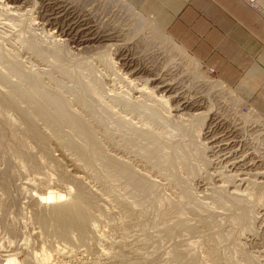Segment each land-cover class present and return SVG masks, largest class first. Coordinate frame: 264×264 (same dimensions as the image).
Wrapping results in <instances>:
<instances>
[{
  "label": "rangeland",
  "instance_id": "obj_1",
  "mask_svg": "<svg viewBox=\"0 0 264 264\" xmlns=\"http://www.w3.org/2000/svg\"><path fill=\"white\" fill-rule=\"evenodd\" d=\"M17 2L18 3H16V5L21 7L17 10H9V8H7L6 6H0V49L2 51H5L6 53L12 54L24 66L27 65V68L25 66L26 70L31 72L34 71L35 73L41 75L43 77V82L51 90L57 91V89H61L62 94L67 99H71V94L74 90V87L72 86L71 82L67 81L64 78L62 73L54 69L53 65H55V61L52 59V57H48L45 60H40L35 55L31 54L30 51L26 50L27 48L25 47L24 39L26 37H32L33 39L35 38V40L43 46L53 47V41L59 38L58 35L64 38L63 36H61V34L68 27L72 29V35L75 33V31L77 33V37L82 35L81 39L91 37L88 35L90 34L89 32H94L97 33V36H92L94 38L92 40V43L94 42V48H92L93 51L92 49H87L86 51L84 50L83 53V50H76L75 44L73 45L70 40L67 41L64 45L66 52H68L66 53L67 58L65 59L64 63H68L67 65L70 67V70L72 72L74 71L73 73H78L80 78H82V81H98L99 85L102 87L103 92L105 93L104 95L119 93L120 89L122 93L124 89L126 91H129L132 88H140L144 86V80H147V85L145 84V86H148L147 91H149V88L151 89L158 82V80L155 81V83H153V81H150L151 79H155L153 76L141 77L138 78V80L130 83V78L135 77H126L123 75V73L127 70V66L124 67L126 60H123L124 57L122 55H124V52H126V50L128 49L130 53L140 58V61L143 60V64L145 66L154 70L159 69V71L167 74L166 77L168 78L166 82H170V80L172 82L174 79V81L172 82V86H177L178 88L175 87L176 90H182H178L177 93H179L181 96L185 95V100L188 99L189 101V99H193L195 101L197 99H201L204 100L203 103L206 101L205 103L212 107L211 110L213 111H210L212 113L215 112V122H212L211 126H213H210V128L208 129L209 132L206 133V136L204 135L206 126L202 130V134H199L197 137L194 136V141L198 145L202 146L201 144L204 142V144H209L211 146L210 142H212L214 138H221V136V139L223 141L225 140V142L228 143L226 144L222 141L223 143L220 142L218 145L212 142V145L214 146L213 150H206V152H204L205 155L209 157V164L206 165L207 167L204 164L199 163L197 161V158L195 157L194 150H190V162L196 167L197 171L194 177L193 175L186 176V173H184L185 171H182L184 170L183 168H181L182 166L177 165L176 171L181 177L186 179V186L189 188L193 196V202L186 203L180 198L179 190L172 183L171 179L168 176L156 173L148 168L147 170H145L146 166L142 162L139 152L135 149L131 151L127 150V152L123 150V142L121 141L123 139L120 135V129L116 127L112 120H107V122L105 123L107 128L109 129L108 135H105L102 127H96V136L98 140L103 144L108 155L114 156V153L116 152L115 157L123 161H125L126 159V161H128V163H130L137 171L142 168L140 170L142 174L145 173L150 180L155 182L160 196L158 198V201L156 200L155 202L150 203L142 202L141 197L134 196L127 188L123 187L119 183V181L111 178L110 176H107L108 171L101 166H97L95 169L90 167L87 168V166H84L77 159L78 156L72 150H69L65 148V146L61 145L60 139L52 133V130L50 128H47L45 126L42 120H38L37 123L39 128L45 133L46 141L40 148L35 144L34 141L23 134V132L20 130L22 128L21 124H19L16 120H13V118L9 119L4 124H0V185L3 186V179L1 178H3L4 174L2 173H5L4 171L8 168V176L10 179V184L5 189V191H7L8 193H4V190H2L1 186L0 199H4L3 201H8L10 198H14L18 207H8L9 210L8 208H6L8 214L6 213L5 209V211L0 210V213L1 211L3 212V215L2 213L0 214V221L2 222H0V225H3L2 228L0 226V232H3L0 233V236H4L5 238L7 237L5 231L1 229H3L4 227H9V222V229L13 232L12 234L15 233L13 237L14 240H18V243L27 242L28 246L32 247L33 245L32 248L36 249H39L40 246L44 244L43 246L50 251L53 256L52 259L56 264H61V260H64L65 264H79L80 261L77 262V258L80 257L79 254H77L78 251L74 255L76 257L78 256L77 258L73 257L70 259L60 256L56 251V246H58V248H61L63 247L62 244H67L64 242L62 243V241L56 237H47L46 234L44 235L43 231L34 221V218H32V216L35 209L38 210L46 207L42 204H39L37 195L45 192L47 188L58 190L61 193L65 194L66 198H69L71 194H74L76 192V189H72L74 190V193L72 190L71 192H69V186H72L73 188V186L75 185V188L77 184L80 183V185L85 188L87 194L93 197L94 202L90 207L91 227H94V230H96L98 233H101L103 231L101 234H104V243L102 245L98 243L99 245H97L96 249L104 247L109 254V251H113H111V255L113 257L107 255L99 256V264H175V261L172 257V252L174 249L177 251H182L180 252L181 254L185 256L187 255L186 257H189L194 261L197 259L195 261L196 264H264V198H262L261 201L259 200L258 202L257 195L260 191L264 190V177H260L261 172H263L264 175V115L253 109L250 103L245 102L243 99L238 97L235 92L233 93V95L235 94L237 96L238 105L233 101V99H235V96H232L231 94L222 96L221 92L218 93L220 90L213 87L215 82L218 81V77L215 72H210V67H206L187 50L185 52L180 44L174 41L163 29L155 24V22L151 18L146 16L129 0H18ZM7 5L9 6L11 4L9 3ZM54 16H56V20H49L48 22L45 20H41L43 19V17L50 19ZM138 18H141L144 21L143 23L146 24L145 27L137 29V22L139 20ZM32 19L34 22L32 21ZM36 22H44L46 24L43 26L45 29H42V26ZM33 23H36V25ZM34 27H37V29H35ZM32 31L36 35L31 34ZM108 31L113 32L114 36L110 35V37L108 38L101 37V35L103 34H108ZM112 42L114 44H117H115L116 47L115 45L113 46V44H111ZM119 42L125 43L122 45ZM112 50L117 51L112 52ZM118 50L123 52H120ZM103 53L108 54V65L106 64V61H104L100 56ZM194 64L195 66H193ZM115 65H117L118 67ZM150 65L152 66V68L150 67ZM121 66H123L122 70ZM131 68L132 67H129V70H131ZM1 69L5 71L3 66H0V70ZM199 69H202L206 74L203 71L201 73L198 72L200 71ZM120 72L122 73V75ZM202 74L206 75L208 78H211V80L213 81H208ZM111 76L113 77L110 78ZM13 78L14 77H12V79ZM53 79L57 81L55 82V80ZM14 80H16V78H14ZM109 82H111V84ZM206 83L207 86H205ZM191 84L194 88L191 86ZM224 86L229 89L227 85ZM5 90L6 88L0 86V92H4ZM113 90H115V92ZM130 92L131 91H129V93ZM130 94L132 95V93ZM107 95L106 97L108 98L109 96ZM188 95L194 98L189 97ZM214 98L216 99L214 100ZM217 100L218 103L215 104L214 101L217 102ZM147 102L149 103L150 101ZM215 105L217 107H215ZM121 106L122 105L120 104H114L112 107V111L115 114L122 116L123 118H127L126 121L129 120L128 122H130L132 125L136 126L137 124H139L136 127L142 129H150L156 133L162 132V141L166 142L168 145H171V143H175L177 141L185 148L191 147L188 146L190 144V140L184 135H177L178 133L176 132V130H172V128L168 127L172 130L169 132V130H167L168 128L163 130L164 128L160 125L146 123V121L143 120L141 116L132 114L130 113V111ZM72 108L77 110V108L74 106H72ZM165 114L167 113L165 112ZM252 116L258 118H253V120L251 121L250 119H252ZM241 118L243 120L242 122ZM86 119L91 122V124L94 123L92 118H90L89 116H87ZM226 124L228 125V127ZM239 124H241V126H239ZM226 127L228 128V130ZM220 129L222 131H224L225 129V131L222 132ZM2 131L4 133L3 135H1ZM220 131L222 132V134ZM217 132H220L219 135L217 134ZM211 133H213V136ZM241 134L243 138L241 137ZM229 137L231 141L228 140ZM232 139H234V141ZM230 142L232 144H230ZM11 145L21 148L22 152L26 153H24L23 155L13 153L12 150H10ZM232 146H234V148ZM226 148H228V150ZM242 148L243 150L241 151ZM223 149H225L224 152H222ZM124 152L126 156L123 157ZM166 152L168 153L169 150H166ZM238 155H240V157H237ZM28 156H30V159L27 158ZM231 156L235 157V159L233 158V160ZM31 159L39 161L41 166L38 169L33 168ZM231 164H233V166ZM234 168H236V172L238 174L236 179L243 177L245 180L239 186L240 194H242V191L243 194H239L240 198L238 200V206L229 208L224 205H219L215 202L216 191L214 190H216L215 187L220 186L223 188L224 192H228L227 189L231 186H234L233 184L226 183L224 181L225 176H222L232 173L233 171H235ZM182 173L185 175H183ZM259 179L261 180L259 181ZM237 182L238 181L236 180V183ZM244 187L246 190L244 189ZM254 187H256L257 189L255 188L254 190ZM247 193L250 195L248 196ZM5 195L6 198L8 197L7 199L5 198ZM2 196H4V198ZM121 201L122 203L125 202L127 204V207L123 206ZM172 203L181 205L182 207H180V209H182V211L180 209L172 208ZM243 207L245 208L243 209ZM167 210L169 211L167 212ZM240 213H242L243 215L245 214L246 216L241 221L236 222L233 218V215ZM161 214H163V216ZM11 215H13V217ZM9 216H11V218ZM1 217H3L4 220H2L3 218ZM8 217L10 219H8ZM205 218L207 220V223L204 222ZM243 220H245V222H243ZM21 221L24 222L20 223ZM92 223H94V225ZM95 224L97 226H95ZM185 226L190 228L193 227V229L195 227V233L192 231L189 234V231L185 228ZM171 230L172 232H170ZM18 231L20 233L22 232L20 236V233L17 234ZM17 236L18 239L16 238ZM36 241L37 243L35 244ZM173 247L174 249H172ZM80 249L79 252L84 248L81 247ZM72 259H74V261L76 262L74 263Z\"/></svg>",
  "mask_w": 264,
  "mask_h": 264
},
{
  "label": "bare ground",
  "instance_id": "obj_2",
  "mask_svg": "<svg viewBox=\"0 0 264 264\" xmlns=\"http://www.w3.org/2000/svg\"><path fill=\"white\" fill-rule=\"evenodd\" d=\"M17 1L18 0H0V6H6L7 8H9V10L10 9L11 10H17L18 8H21L18 5H16V3H18ZM121 1H123V0H121ZM9 3L11 5L8 6L7 4H9ZM4 9H6V8H4ZM68 12H69V9H68ZM61 13H63V12H61ZM65 15H67V14H65ZM23 19H25V18H23ZM56 19H57L56 16H54L50 19L43 17V19H41V20H43V21L45 20L48 22L49 20L51 21V20H56ZM77 19H75V20H77ZM138 19L139 20L137 22V24H138L137 29L145 27L146 24L143 23L144 21L141 18H138ZM36 20H37V18H36ZM32 21H33V19H32ZM36 23L40 24L42 26L41 27L42 29L44 28L43 26L46 25L44 22L43 23L36 22ZM36 23H33V24L36 25ZM21 24H23V23H21ZM34 28L37 29V27H34ZM62 30H60V31H62ZM65 31H67V32H65ZM65 31L62 32V34L59 32L61 34V36H63L64 38H62L58 35L59 38H57L53 41V44H52L53 47L43 46L39 42H37L35 40V38L33 39L32 37H28V38L24 37L25 38L24 43H25V47L27 48L26 50L30 51L31 54L35 55L40 60H45L48 57H52V59L55 61V65L52 64L54 69L56 71L62 73L64 78L67 81L71 82L72 86L74 87V90L71 94L72 98L67 99L62 94L61 89H57V91L51 90L43 82V77L41 75H39L38 73H35L34 71L31 72V71L26 70L25 66L27 68V65L24 66L12 54L6 53L5 51H2L0 49V66H3V68L5 69V71H3V69H1L2 71L0 70V86L6 88V90L4 92H0V124H4L7 120L13 118V120H16L19 124L22 125V128L20 130L23 132V134H25L29 139L34 141L38 147L41 148L46 141V135L39 128L37 122H38V120H42L44 122L45 126L47 128H50L52 130V133L55 134L56 137L60 139L61 145L65 146V148H67L69 150H72L78 156L77 159L84 166H87V168L90 167V168H94V169L97 166H101L102 168L106 169L108 171L107 176H110L111 178L119 181V183L123 187L127 188L134 196L141 197L142 202L153 203L156 200L158 201V198L160 195L158 192L157 185L155 184L154 181L150 180L146 176L145 173L142 174V172L140 171L142 168L141 169H139L140 167L138 168L140 171L139 172L130 163H128V161H126V159H125V161L119 160L117 157H115L116 152L115 153L113 152L114 156L108 155L105 151L103 144L98 140V138L96 136V131H97L96 127H102L105 135L106 134L108 135L109 129L107 128L105 123L107 122V120H112V122L116 125V127L118 129H120V132H121L120 135L123 139V140H121L123 142V148H124L123 150L125 152H127V150L131 151L133 149L138 151L139 155L141 156L142 162L146 166L145 170H147V168H148V169L153 170L156 173L162 174L164 176H168L171 179L172 183L179 190L180 198L183 201H185L186 203H192L193 202V196H192L189 188L186 186V179L181 177L178 174V172L176 171V167H177V165H181L182 166L181 168L184 169L182 171H185L184 173H186V176L187 175L188 176L193 175V177H194V175H196L197 171H196V167L194 165H192L190 162V154H189L190 150H194L195 157L197 158V161L206 166L209 164V157L207 155H205L204 152H206V150H213V147H214L212 145L213 143L219 145L220 142L221 143L225 142V140L223 141L221 139L222 136L219 139L214 138L212 141L213 143L210 142L211 146L209 144H207V145L204 144V142L201 144L202 146H200L194 141V136L197 137L199 134H202V130L204 129L205 126H206L205 129L207 130V132L205 130L204 135L206 136L207 135L206 133L209 132L208 129L210 128L212 122L215 120V117H214L215 112L214 113L211 112V111H213V110H211L212 107L210 105L206 104L205 103L206 101L203 103L204 100H201V99H199V100L197 99L195 101L193 99L192 100L189 99L190 102L188 101V99L185 100V98H184L185 95L181 96L179 93H177V91L181 90V89L176 90V88H178V87L175 85L174 86L176 88L172 86L173 85L172 82L174 81V79L172 82H171V80H170V82L169 81L166 82V80L168 78V77H166L167 74L159 71V69L154 70V69H150L149 67L145 66L143 64V60L140 61L139 60L140 58H138L135 55H133L132 53H130V51L128 49L126 50V52H124V55H122L124 57V59L123 58H121V59L126 60V63L125 64L123 63V64L125 65L124 67L127 66L126 67L127 70L126 71L124 70L125 72L123 71L124 72L123 75L126 77H135V78H130V80L128 79L129 82L132 83V82L138 80V78L147 77V76H153L155 78V79L150 80V81H153V83H155V81H157V80H158V82L156 83V85L154 84L155 86H153L151 89L149 88V91H147L148 86L147 87L145 86V84L147 85V80H144V82H145L144 86L141 85L142 87H140V88L136 87V88H132L129 90V91H131L130 93H132V95L129 93L128 90L126 91L125 89L124 90L122 89L123 92L121 93V89H120V92L118 91L119 93H114V94L111 93L108 95L106 94L107 96L110 97V98L109 97L107 98L106 95H104L105 93L103 92L102 87L99 85L98 81H95V80H94V82L93 81H82L81 80L82 78H80L78 73L77 74L73 73L74 71L72 72L70 70V67L67 65L68 63L67 64L64 63L65 59L67 58L66 53H68V52H66V50L64 48V45L66 44L67 41L70 40L71 43H73V45L75 44L76 50H83V53H84V50L86 51L87 49L94 48V46H93L94 42L92 43V40L94 39L93 38L94 36H97V33L89 32L90 34H88V35L91 37H88L86 39H81L82 35L77 37L76 31L72 35V33H71L72 29H70V27H68ZM50 33H52V32H50ZM55 33H56V31H55ZM31 34L36 35L33 33V31ZM110 35L114 36V33L109 32L108 34L101 35V37H103V38L107 37L108 38V37H110ZM111 39H112V37H111ZM108 40H110V39H108ZM119 43H121V42H119ZM124 43H121V44L123 45ZM111 44H113V46H114L116 43L114 44L112 42ZM116 45H115V47H116ZM110 46H112V45H110ZM122 47H120V48H122ZM96 48H97V46H96ZM111 48H113V47H111ZM120 50H118V51H120ZM184 50L186 52V49H184ZM92 51H93V49H92ZM114 51L112 50V52H114ZM120 52H123V51H120ZM180 53H182V52H180ZM100 56L102 57V59L104 61H106V64L108 65V63H107L108 58H109L108 54L103 53ZM182 56H183V54H182ZM188 59H189V57H188ZM151 65H150V67L152 68ZM115 66H117V65H115ZM193 66H195V64ZM129 67H132L131 70H129ZM122 68H123V66H121V70H122ZM109 70H108V72H109ZM199 70L200 71H198V72H200V73L203 71L202 69H199ZM105 74H106V72H105ZM121 75H122V73H121ZM133 75H136V76H133ZM202 75H204V74H202ZM12 77L16 78V80H14V78L12 79ZM112 77L113 76H111L110 78H112ZM204 77H205V79H207L210 82L213 81V80H211V78H208L206 75H204ZM53 80H55V79H53ZM56 81L57 80H55V82ZM107 83H108V81H107ZM109 83L111 84V82H109ZM110 84H109V86H110ZM176 85H177V83H176ZM224 85L225 84L218 78V81L215 82L213 87L215 89H219L220 91L218 93L221 92L222 96H226V94H229V95L231 94L232 96H235V99H233V101L235 103H237V105H238L237 96L235 94L233 95L234 91L230 87H229V89L226 88ZM191 86H192V84H191ZM205 86H207V83ZM208 86H211V85H208ZM130 88H131V86H130ZM207 88H209V87H207ZM126 89H127V87H126ZM208 90H210V89H208ZM113 91L115 92V90H113ZM105 92H107V91H105ZM203 95H204V93H203ZM188 96L192 97L190 95H188ZM213 96H211V97H213ZM192 98H194V97H192ZM232 98H230V99H232ZM215 99L216 98H214V100ZM106 100H108V101H106ZM218 100H217V102L214 101V103L215 104L218 103ZM147 101H150V102L148 103ZM224 101H226V100H224ZM233 101H232V105H233ZM214 103H211V104H214ZM222 103H224V102H222ZM114 104H120V105H122L121 107L130 111V113L141 116L143 118V120L146 121V123H153V124L160 125L164 128L163 130L167 129L168 127L172 128V130H176V132L178 133L177 135H179V134L184 135L190 140V144L188 146H191V147L185 148L184 146H182L177 141L175 143H171V145L170 144L168 145L166 142L162 141V138H163L162 132L156 133L150 129H142V128L136 127L139 124H137L136 126L132 125L130 122H128L129 120L126 121L127 118H123L122 116H119L112 111V107ZM72 106L76 107L77 110L73 109ZM215 107H217V106L215 105ZM215 109H217V108H215ZM115 112H116V110H115ZM165 112L167 114H165ZM222 114H224V113H222ZM87 116L92 118V120L94 121L93 124L95 126L93 124H91V122H89L86 119ZM219 118H220V116H219ZM253 118L256 119L258 117L255 118L252 116V119H250V120L252 121ZM225 120H227V119H225ZM242 121L243 120L241 118V122ZM248 123H249V120H248ZM239 126H241V124H239ZM223 127H224V124H223ZM227 127H228V125H227ZM145 128H147V127H145ZM169 128L167 130H169V132L172 131ZM214 129H212V130H214ZM154 130H155V128H154ZM227 130H228V128H227ZM257 130H258V128H257ZM3 131H2L1 135L4 134ZM224 131H225V129H224ZM224 131H222V132H224ZM222 132H221V134H222ZM230 132H228V133H230ZM238 132H240V131H238ZM219 133L217 132L218 135H219ZM211 134L213 136V133H211ZM217 134H216V136H217ZM253 134H255V133H253ZM247 136H249V135H247ZM208 137H211V136H208ZM230 137H231V135H230ZM230 137L228 140H230ZM241 137H242V134H241ZM232 138H235V137H232ZM232 140L234 141V139H232ZM225 143L227 144L228 142H225ZM243 143H244V141H243ZM230 144H232V143L230 142ZM11 147H13V148H11ZM232 147L234 148V146H232ZM232 147H231V149H232ZM220 148H222V147H220ZM226 149L228 150V148H226ZM10 150H12L13 153L19 154V155L20 154L23 155L24 153H26V152H22L21 148L13 146V145L10 146ZM166 150H169V152L167 153ZM242 150H243V148L241 149V151ZM224 151H225V149H223L222 152H224ZM241 151H240V153H241ZM125 152L123 153V157L126 156ZM25 155H27V154H25ZM237 157H240V155H238ZM27 158L30 159V156H28ZM233 158L235 159V157H232V159ZM256 159H257V157H256ZM225 162H227V161H225ZM248 163H249V161H248ZM31 164H32V167L35 169H38L41 166L39 161H35L33 159H31ZM231 165L233 166V164H231ZM243 165H246V164H243ZM145 166H143V167H145ZM237 167H240V166H237ZM6 170L4 171V169H3V171L5 172V173H2L4 175H3V178H1V179H3V183H2L3 186L0 185V189L2 186V190H4L3 191L4 193L7 192V191H5V189L10 184V179L8 176L9 175L8 174L9 168ZM151 170H149V171H151ZM234 170L235 171L232 170L233 172L231 171L232 173H229V174L226 173L227 175H222V176H225L224 181L226 183L233 184L234 186L229 187L227 189L228 192H224L223 188L220 186L215 187L216 190H214V191H216L215 202L219 205H224V206H227L229 208H233V207L238 206V200L240 198L239 186L245 180L243 177L236 179L238 174L236 172V168H234ZM213 171H211V172H213ZM219 172H222V171H219ZM246 173H248V172H246ZM180 174H181V172H180ZM183 175H185V174H183ZM260 177L261 178L264 177L263 172L260 173ZM51 178H53V177H51ZM153 178H154V176H153ZM75 179H76V177H75ZM54 180H55V178H54ZM236 180L239 182V184H238V182L236 183ZM260 180L261 179H259V181ZM234 183H236V184H234ZM262 184H260V185H262ZM74 186H73V188H72V186H69V192H71L72 189H76L75 193H74V190H72L75 195L71 194L69 198H66V195L61 193L60 191L54 190L51 188H47L45 192L37 195V199H38L39 204H42L43 206H46V207L43 209H38V210L35 209L33 211L32 218H34V221L39 225V227L43 231L44 235L46 234L47 237H51V236L56 237L59 240H61L62 243L64 242L67 244V245L62 244L63 247H61V248H58V246H56L57 247L56 251H57V253H59L60 256H62L63 258H70V259L73 257L77 258L78 256L76 257L74 255L78 251L77 254H79L80 257L77 258V262L80 261L79 264H99V262H98L99 256L107 255V256L113 257L111 255L112 250L109 251L110 252V254H109L104 247L96 249L97 245H99V244L102 245L105 240H104V234L103 235L101 234L103 231L102 232L100 231L101 233H98L96 230H94L95 229L94 227L93 228L91 227L90 207L93 205V202H94L93 197L87 194V192L85 191V188L83 186H81L80 183H78L75 188H74ZM256 187H254V190ZM244 189H245V187H244ZM244 192H246V191H244ZM242 194H243V191H242ZM242 194H240V195H242ZM6 195H5V198H6ZM249 195L250 194H248V196ZM257 195H258V202H259V200L261 201V199L264 198V190L260 191L259 194H257ZM8 196H10V195H8ZM2 197L4 198V196H2ZM194 198H196V197H194ZM254 199H255V197H254ZM3 200L0 199V210H4V209L6 210V208H8V207H11V208L18 207L16 200H14V198H10L8 201H3ZM121 203H122V201H121ZM194 203H196V202H194ZM254 203H255V201H254ZM122 205L127 207V204L125 202H123ZM170 205H171V203H170ZM243 205H244V203H243ZM180 207H182V206L179 204H176V203L175 204L172 203V208L180 209ZM244 208L245 207H243V209ZM243 209H242V211H243ZM8 210H9V208H8ZM180 210L182 211V209H180ZM168 211L169 210H167V212ZM218 211H220V210H218ZM1 213L3 215L2 211H1ZM6 213H7V210H6ZM20 214H22V213H20ZM102 214H103V212H102ZM165 214H167V213H165ZM13 215H14V213H13ZM13 215H11V216L13 217ZM161 215L163 216V214H161ZM5 216H7V215H5ZM11 216H9V217L11 218ZM18 216H19V214H18ZM245 216H246L245 214L243 215L242 213H240V214L233 215V218L236 222H238V221H241ZM9 217H8V219H10ZM1 218H3V217H1ZM21 219H22V217H21ZM2 220H4V218ZM29 220H30V217H29ZM15 222H16V219H15ZM22 222H24V221H21L20 223H22ZM204 222L207 223L206 218L204 219ZM243 222H245V220H243ZM92 224L94 225V223H92ZM8 225L10 227L9 222H8ZM2 226H1V228H2ZM95 226H97V225L95 224ZM9 227H7V228L4 227L3 229H1V230L5 231L7 237L5 238L4 236H0V264H56L52 259L53 256L50 253V251L46 247L43 246L44 245L43 242H45V241L42 242L43 245L40 246L39 249L32 248L33 245H32V247L28 246L27 242L18 243L17 242L18 240L17 241L14 240V237H13V235H15V233L12 234L13 232L9 229ZM185 228L189 231V234H190V232L195 231L194 230L195 227L193 229V227L190 228V227L185 226ZM29 230H30V228H29ZM170 232H172V230ZM0 233H3V232H0ZM19 233L20 232L18 231L17 234H19ZM21 233L19 234V236L21 235ZM39 236H41V235H39ZM16 238L18 239V236ZM21 238H22V236H21ZM19 239H20V237H19ZM37 241L35 242V244L37 243ZM56 245H58V244H56ZM81 247H83L84 249L79 252V249ZM215 247H217V246H215ZM172 249H174V247ZM180 252H182V251H177L175 249L172 252V257L175 261V264H196L195 261L197 259L194 261L193 259L186 257L187 255L185 256V255L181 254ZM58 258H56V259H58ZM72 260L74 261V259H72ZM61 262H60L61 264H65L64 260H61ZM75 262L76 261H74V263ZM234 262H235V260H234ZM225 263H226V261H225ZM233 264H237V263H233Z\"/></svg>",
  "mask_w": 264,
  "mask_h": 264
},
{
  "label": "crops",
  "instance_id": "obj_3",
  "mask_svg": "<svg viewBox=\"0 0 264 264\" xmlns=\"http://www.w3.org/2000/svg\"><path fill=\"white\" fill-rule=\"evenodd\" d=\"M129 1L264 115V21L257 11L242 0Z\"/></svg>",
  "mask_w": 264,
  "mask_h": 264
},
{
  "label": "built area",
  "instance_id": "obj_4",
  "mask_svg": "<svg viewBox=\"0 0 264 264\" xmlns=\"http://www.w3.org/2000/svg\"><path fill=\"white\" fill-rule=\"evenodd\" d=\"M248 5L251 9L258 12L261 19L264 21V3L260 2V0H242ZM210 72L213 71L212 68H209Z\"/></svg>",
  "mask_w": 264,
  "mask_h": 264
}]
</instances>
